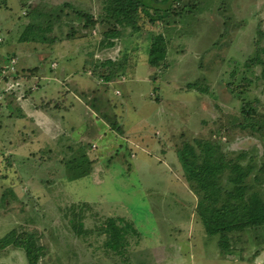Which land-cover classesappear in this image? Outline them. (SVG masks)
<instances>
[{
    "label": "rangeland",
    "instance_id": "rangeland-1",
    "mask_svg": "<svg viewBox=\"0 0 264 264\" xmlns=\"http://www.w3.org/2000/svg\"><path fill=\"white\" fill-rule=\"evenodd\" d=\"M103 1L0 0V264H264V228L235 233L226 253L207 234L177 157L204 140L263 162L264 127L241 112L258 101L264 119V67H247L264 47V0H180L123 40L105 38L111 25L84 27ZM158 33L168 53L154 68L148 44ZM108 60L125 71L110 81ZM77 71L87 82H68ZM33 110L40 117L25 115ZM260 177L249 184L264 199ZM74 206L91 234L72 231ZM118 217L138 233L123 255L97 228ZM13 231L34 236L38 257L1 246Z\"/></svg>",
    "mask_w": 264,
    "mask_h": 264
},
{
    "label": "trees",
    "instance_id": "trees-1",
    "mask_svg": "<svg viewBox=\"0 0 264 264\" xmlns=\"http://www.w3.org/2000/svg\"><path fill=\"white\" fill-rule=\"evenodd\" d=\"M178 1L180 0H104L102 15L97 19L92 15H84V27H95L101 23L111 25V29L103 33L108 39H122L127 29L130 30V35L139 36L142 30L140 19L145 18L151 24L161 22L169 18L173 12L174 3ZM74 13L76 16L83 15L78 11ZM258 33L262 38L263 32ZM167 53L168 43L165 36L162 33L152 34L148 44L149 65L154 68L162 66L167 59ZM263 55L264 47L259 43L256 54L250 58L247 67L259 65L264 67ZM136 60L129 62L127 59L125 67H128V63L134 66ZM100 66L114 69L104 74L107 81L113 80L117 72L119 74L125 72L124 62L117 63L108 60ZM119 68L121 71H118ZM197 86L198 84L192 85L193 88L198 89ZM258 104V101L244 104L241 115L252 129L259 131L264 127V119L257 112ZM243 127L246 126L243 125ZM177 157L185 180L198 197L197 214L207 234L219 238L218 245L221 251L229 252L235 233L256 232L264 228V199L256 191L255 186L249 184L251 177L254 183L261 182L260 174H264V156L261 165L256 166L255 162L246 163L247 153L244 151L233 159L225 154L216 143L195 140L194 143L185 142L178 151ZM224 177L227 178L228 186L223 184ZM83 220L81 210H75L74 206L71 227L72 231L80 237L93 232L85 228ZM97 228L106 235L105 248L119 255L127 252L130 246L129 236L138 234L134 224L123 217L108 218ZM1 246L23 249L30 260L38 257L41 252V247L37 246L34 236L29 233L17 234L13 231L3 239Z\"/></svg>",
    "mask_w": 264,
    "mask_h": 264
},
{
    "label": "crops",
    "instance_id": "crops-1",
    "mask_svg": "<svg viewBox=\"0 0 264 264\" xmlns=\"http://www.w3.org/2000/svg\"><path fill=\"white\" fill-rule=\"evenodd\" d=\"M95 58H98V55H96L95 56ZM79 73H81V72H74L73 74H71L70 76H67V79H68V82H70L71 84H73V85H75V84H84L85 82H87V78L86 77H81V76H78L77 74H79ZM82 74L84 75L85 74V72L83 71L82 72ZM89 74H87V76H88ZM82 86H84V85H82ZM81 88V87H80ZM80 88H79V91H87V89L86 88H84L85 90H83L82 88H81V90H80ZM120 94V93H119ZM38 109H41V108H38ZM71 113V111H69V113L68 114H70ZM39 114H42V111H39L38 112V110H33V111H30V113L29 114H25V115H27V116H29V118H36L37 116L38 117H40L39 116ZM94 114H95V112H94ZM91 116V115H90ZM61 117V115H59V118ZM54 122H56V121H53V123ZM61 124V123H60ZM59 124V126H61ZM54 130H57V132L58 133H60L61 132V130L60 129H56V128H53ZM137 142H139L138 140H137Z\"/></svg>",
    "mask_w": 264,
    "mask_h": 264
},
{
    "label": "built area",
    "instance_id": "built-area-1",
    "mask_svg": "<svg viewBox=\"0 0 264 264\" xmlns=\"http://www.w3.org/2000/svg\"><path fill=\"white\" fill-rule=\"evenodd\" d=\"M0 96H1V97H0V100H1V99H2V93H0Z\"/></svg>",
    "mask_w": 264,
    "mask_h": 264
}]
</instances>
